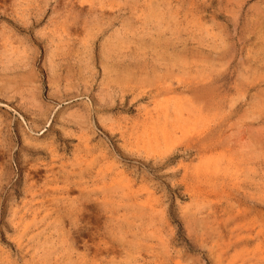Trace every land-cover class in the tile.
Masks as SVG:
<instances>
[{"label":"rangeland","instance_id":"rangeland-1","mask_svg":"<svg viewBox=\"0 0 264 264\" xmlns=\"http://www.w3.org/2000/svg\"><path fill=\"white\" fill-rule=\"evenodd\" d=\"M0 264H264V0H0Z\"/></svg>","mask_w":264,"mask_h":264}]
</instances>
